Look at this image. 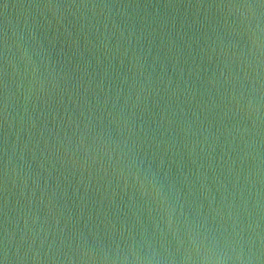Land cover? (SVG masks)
<instances>
[{
  "label": "water",
  "instance_id": "water-1",
  "mask_svg": "<svg viewBox=\"0 0 264 264\" xmlns=\"http://www.w3.org/2000/svg\"><path fill=\"white\" fill-rule=\"evenodd\" d=\"M0 264H264V0H0Z\"/></svg>",
  "mask_w": 264,
  "mask_h": 264
}]
</instances>
